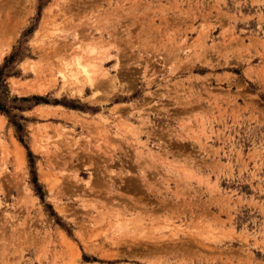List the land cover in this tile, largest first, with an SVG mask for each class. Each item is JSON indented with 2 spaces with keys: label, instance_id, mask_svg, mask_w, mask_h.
I'll return each mask as SVG.
<instances>
[{
  "label": "rangeland",
  "instance_id": "obj_1",
  "mask_svg": "<svg viewBox=\"0 0 264 264\" xmlns=\"http://www.w3.org/2000/svg\"><path fill=\"white\" fill-rule=\"evenodd\" d=\"M8 13L0 264H264V0ZM77 59L91 82L63 81Z\"/></svg>",
  "mask_w": 264,
  "mask_h": 264
},
{
  "label": "bare ground",
  "instance_id": "obj_2",
  "mask_svg": "<svg viewBox=\"0 0 264 264\" xmlns=\"http://www.w3.org/2000/svg\"><path fill=\"white\" fill-rule=\"evenodd\" d=\"M14 14H6L5 15V18L3 21H0V29L2 30L1 31V34L3 35L5 33V36L6 35H14L15 31H16V28L19 26L20 22L18 21V19L16 20L15 19V16ZM9 36V37H10ZM2 37V36H1ZM8 37V36H7ZM10 40V39H8ZM6 44L9 43L8 41H5ZM2 43V42H0ZM8 45V44H7ZM1 46V44H0ZM2 47V46H1ZM71 51V50H70ZM79 52V51H78ZM88 52V51H87ZM90 52H92L90 50ZM84 53V52H83ZM89 53V52H88ZM88 55V54H87ZM78 58V57H77ZM87 58V56H86ZM62 70H59L58 72L59 73H62V79L64 82H67L68 79H72V80H76V81H79L80 79H83L87 82H91V80L93 79V76L92 74H95V72H92L90 70L89 67H92L93 64L92 63H85L84 61H80V59H77V60H74V62L72 63H62ZM51 66V65H50ZM74 66V67H72ZM96 69V68H95ZM94 70V69H92ZM38 86V85H37ZM78 90V89H77ZM74 92V91H72ZM74 94V93H73ZM39 108V107H38ZM0 120H2V116L0 115ZM1 122V121H0ZM70 136V135H69ZM45 142V141H44ZM42 146V145H41ZM23 153V150L22 148H20L17 143L15 142V148H14V154L16 155L17 159H19L18 157H21L23 156L22 155ZM16 159V158H15ZM17 161V160H16ZM18 163V162H17ZM21 164L23 165L22 161H21ZM17 165V164H16ZM20 165V163H19ZM19 167V166H18ZM55 179V178H54ZM47 183H50V182H47ZM52 183V182H51ZM89 186V185H88ZM181 213V212H180ZM122 221V220H121ZM123 222V221H122ZM118 223V222H117ZM120 227V226H119ZM67 240V239H66ZM65 244V242H64ZM70 245V243H69ZM72 252V251H71Z\"/></svg>",
  "mask_w": 264,
  "mask_h": 264
},
{
  "label": "trees",
  "instance_id": "obj_3",
  "mask_svg": "<svg viewBox=\"0 0 264 264\" xmlns=\"http://www.w3.org/2000/svg\"><path fill=\"white\" fill-rule=\"evenodd\" d=\"M1 82H2V79H1V76H0V85H1ZM7 110L4 108V106L2 104H0V113H6Z\"/></svg>",
  "mask_w": 264,
  "mask_h": 264
}]
</instances>
